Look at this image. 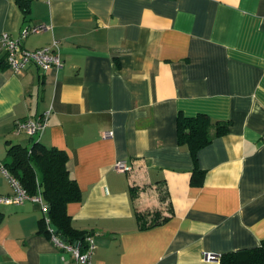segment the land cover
I'll return each instance as SVG.
<instances>
[{
    "label": "crops",
    "instance_id": "crops-1",
    "mask_svg": "<svg viewBox=\"0 0 264 264\" xmlns=\"http://www.w3.org/2000/svg\"><path fill=\"white\" fill-rule=\"evenodd\" d=\"M31 24L48 28L23 46L56 39L62 65L15 73L0 53V163L11 144L65 150L81 192L67 213L93 237L91 264H219L223 252L260 244L264 0H30L26 17L0 0V33ZM47 110L41 135L13 132ZM200 113L230 125L197 151L204 174L193 185L176 118ZM117 160L131 170H115ZM11 191L0 170V194ZM155 210L168 219L141 228L137 213ZM0 212V264H72L39 231V203Z\"/></svg>",
    "mask_w": 264,
    "mask_h": 264
},
{
    "label": "trees",
    "instance_id": "trees-1",
    "mask_svg": "<svg viewBox=\"0 0 264 264\" xmlns=\"http://www.w3.org/2000/svg\"><path fill=\"white\" fill-rule=\"evenodd\" d=\"M22 10L23 16L29 10L30 0H16ZM229 121H211L206 114H197L185 117L179 114L176 118L177 139L180 144H185L195 162L191 172V184H199L204 174L196 165L197 151L206 146L211 140L226 133ZM213 129V131H211ZM8 160L3 163L9 172L18 179L29 194L40 191L44 203L47 205V218L38 221V229L47 236H51L49 227L53 224L57 235L66 239L65 242L79 245L83 251L87 235L76 230L71 224V217L67 213V205L81 200V192L66 168L67 153L63 149L48 147L40 141H34L29 147L20 144H11L7 148ZM137 188H131V196L137 193ZM141 228H147L166 221V216H161L157 210L141 211L137 213ZM3 214L0 212V223ZM219 264H264V239L260 244L251 248L223 252L218 257Z\"/></svg>",
    "mask_w": 264,
    "mask_h": 264
},
{
    "label": "built area",
    "instance_id": "built-area-1",
    "mask_svg": "<svg viewBox=\"0 0 264 264\" xmlns=\"http://www.w3.org/2000/svg\"><path fill=\"white\" fill-rule=\"evenodd\" d=\"M48 27L45 24L24 25L19 30L17 37H12L8 32L0 33V53L4 54L8 68L15 73H21L29 64L33 63L42 71H46L51 67H59L62 61L59 53V41L53 39L49 44L42 45L35 49H27L23 46L22 41L30 34L39 33ZM50 111H44L35 117H27L17 120L13 129L16 134L26 133L30 136H39L43 133L47 126ZM105 135H111V132H105ZM113 168L120 172H127L131 167L124 160H117L113 164ZM2 174L7 177L11 185V193L0 194V205H19L25 201L37 202L41 205L44 212V218H47V205L44 203L40 191L29 194L21 185L16 177H14L7 167L0 163ZM51 231V242L61 251L69 252L72 258V264H91V258L95 249V243L92 235L87 234L84 238L86 244L83 251L79 250V245L68 244L62 237ZM206 259L215 257L212 253H204Z\"/></svg>",
    "mask_w": 264,
    "mask_h": 264
},
{
    "label": "water",
    "instance_id": "water-1",
    "mask_svg": "<svg viewBox=\"0 0 264 264\" xmlns=\"http://www.w3.org/2000/svg\"><path fill=\"white\" fill-rule=\"evenodd\" d=\"M50 228L52 229V231L54 233H57V229H56V227L53 224L50 225ZM63 240L66 241V239H64V238H63Z\"/></svg>",
    "mask_w": 264,
    "mask_h": 264
}]
</instances>
